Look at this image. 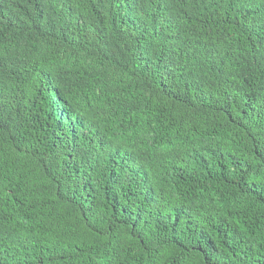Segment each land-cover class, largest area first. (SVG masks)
<instances>
[{"label":"trees","instance_id":"trees-1","mask_svg":"<svg viewBox=\"0 0 264 264\" xmlns=\"http://www.w3.org/2000/svg\"><path fill=\"white\" fill-rule=\"evenodd\" d=\"M0 264H264V0H0Z\"/></svg>","mask_w":264,"mask_h":264}]
</instances>
